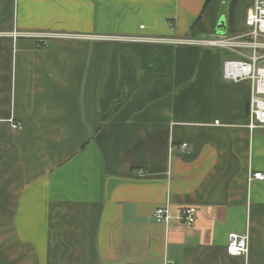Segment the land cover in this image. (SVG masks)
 <instances>
[{
  "label": "crops",
  "instance_id": "obj_1",
  "mask_svg": "<svg viewBox=\"0 0 264 264\" xmlns=\"http://www.w3.org/2000/svg\"><path fill=\"white\" fill-rule=\"evenodd\" d=\"M254 3L0 0V264H264L250 86L222 80L227 53L179 44L242 32Z\"/></svg>",
  "mask_w": 264,
  "mask_h": 264
},
{
  "label": "built area",
  "instance_id": "obj_2",
  "mask_svg": "<svg viewBox=\"0 0 264 264\" xmlns=\"http://www.w3.org/2000/svg\"><path fill=\"white\" fill-rule=\"evenodd\" d=\"M243 32L235 35H224L213 40H184L179 44L193 45L220 50L229 55L222 62V80L229 83L247 82L250 86L249 124L252 131L264 127V0H255L253 6L247 9ZM10 128L21 130L19 122L10 120ZM171 152L179 150L190 152L187 144L170 146ZM264 182V174L250 172L248 182ZM197 210L185 207L179 211V218L187 226H192L196 220ZM171 208L166 205L157 208L152 219L156 224L167 225L172 216ZM249 252V233L230 234L227 239L226 253L232 257H246Z\"/></svg>",
  "mask_w": 264,
  "mask_h": 264
},
{
  "label": "water",
  "instance_id": "obj_3",
  "mask_svg": "<svg viewBox=\"0 0 264 264\" xmlns=\"http://www.w3.org/2000/svg\"><path fill=\"white\" fill-rule=\"evenodd\" d=\"M216 31H218V33H221V35H224L226 33V27H225V25L220 22L219 25L216 28Z\"/></svg>",
  "mask_w": 264,
  "mask_h": 264
},
{
  "label": "rangeland",
  "instance_id": "obj_4",
  "mask_svg": "<svg viewBox=\"0 0 264 264\" xmlns=\"http://www.w3.org/2000/svg\"><path fill=\"white\" fill-rule=\"evenodd\" d=\"M244 30H245V28H244ZM244 30H243V31H244ZM243 31H242V32H243ZM217 35H219V36H220V35H221V33H218ZM187 37H188V38H192L191 36H187ZM201 38L210 40V39H213V38H214V36H203V37H201Z\"/></svg>",
  "mask_w": 264,
  "mask_h": 264
}]
</instances>
